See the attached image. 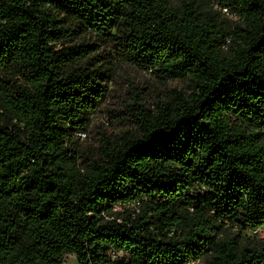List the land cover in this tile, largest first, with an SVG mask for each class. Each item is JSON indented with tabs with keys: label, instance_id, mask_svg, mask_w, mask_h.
<instances>
[{
	"label": "trees",
	"instance_id": "obj_1",
	"mask_svg": "<svg viewBox=\"0 0 264 264\" xmlns=\"http://www.w3.org/2000/svg\"><path fill=\"white\" fill-rule=\"evenodd\" d=\"M119 64L190 92L83 156ZM259 230L264 0H0V264H264Z\"/></svg>",
	"mask_w": 264,
	"mask_h": 264
},
{
	"label": "rangeland",
	"instance_id": "obj_2",
	"mask_svg": "<svg viewBox=\"0 0 264 264\" xmlns=\"http://www.w3.org/2000/svg\"><path fill=\"white\" fill-rule=\"evenodd\" d=\"M75 41L71 45H79L83 39L78 38ZM84 42L92 45L96 41L88 37ZM190 88L191 83L188 81L160 83L147 72L119 64L107 79L106 99L100 109L90 117L86 133L76 134L74 137L79 153L83 156L94 154L100 148L102 140L117 141L120 135L131 129L125 115L134 102H138L146 110L155 111L156 104L166 100L173 92L185 95L190 92ZM255 236L264 239V230ZM62 264L77 262L74 256L66 255ZM188 264L201 262L191 261Z\"/></svg>",
	"mask_w": 264,
	"mask_h": 264
},
{
	"label": "built area",
	"instance_id": "obj_3",
	"mask_svg": "<svg viewBox=\"0 0 264 264\" xmlns=\"http://www.w3.org/2000/svg\"><path fill=\"white\" fill-rule=\"evenodd\" d=\"M260 231L262 232L263 230H259L258 232H260Z\"/></svg>",
	"mask_w": 264,
	"mask_h": 264
}]
</instances>
